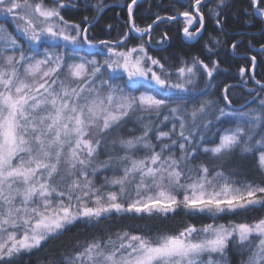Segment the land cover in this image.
Returning a JSON list of instances; mask_svg holds the SVG:
<instances>
[{"label":"snow or ice","instance_id":"1","mask_svg":"<svg viewBox=\"0 0 264 264\" xmlns=\"http://www.w3.org/2000/svg\"><path fill=\"white\" fill-rule=\"evenodd\" d=\"M135 6L138 0L126 5V26L141 42L128 47V33L117 41L91 39L89 27L65 19L64 0H0L12 25L0 23V264H17L77 224L103 231L102 222L113 217L178 215L197 223L174 231L146 223L93 236L62 252L57 264H233L230 256L264 264V214L232 219L264 213V82L251 77L260 91L247 110H226L230 85L223 87L224 107L191 103L195 95L185 94L200 91L201 76L211 81L218 62L192 57L169 65L150 54V34L157 21L179 16L184 36L194 39L205 27L203 0L143 28ZM92 7L99 13L106 5L97 0ZM227 7L217 0L209 9L221 30ZM244 11L264 21V0H247ZM166 41L165 34L157 42L161 52ZM84 45L102 46L96 54L103 61L80 55ZM259 47L264 54V43ZM250 63L254 69L256 55ZM221 117L234 126L212 132ZM162 124L171 126L165 131ZM201 155L213 158L211 167ZM249 159L258 180L233 166Z\"/></svg>","mask_w":264,"mask_h":264},{"label":"trees","instance_id":"2","mask_svg":"<svg viewBox=\"0 0 264 264\" xmlns=\"http://www.w3.org/2000/svg\"><path fill=\"white\" fill-rule=\"evenodd\" d=\"M68 3L62 10L65 19L82 24V27H89V37L95 40H120L125 33H128L129 39L127 46H134L141 42L140 37L134 31L128 32L126 26L127 20V3L130 0H103L106 7L102 12L97 13L92 5L97 0H64ZM190 0H140L138 6L134 7V20L140 27H146L153 23L156 16L167 17L176 15L177 11H184ZM217 0L206 1L201 11L205 14V27L195 39L187 40L182 35L184 22L182 17L176 21L167 19L156 22L151 31V44L149 45L150 54L167 57L169 65H180L181 61H189L192 57H199L206 63L215 60L219 64V69L214 73V78L205 83H200L199 88H203L201 93L202 100H216L221 106L224 105L222 100L224 85H230V98L233 104L230 108H238L241 105L252 104V98L256 92L260 91V86L255 83L251 77L264 82V54L261 53L260 43H264V21L259 18L249 17L245 14L244 8L247 6V0H227L228 7L223 9V30L215 23L216 17L210 12V8H215ZM88 16L89 21L84 22L83 17ZM95 16V19L92 17ZM246 21H249L246 23ZM111 25V27H109ZM166 34L167 41L164 50L160 51L158 41ZM220 41L219 45H213V40ZM149 36L145 35L143 41L147 42ZM252 41L249 45L248 41ZM235 42L238 48L233 51L231 44ZM207 45V47H206ZM100 47V46H98ZM208 48H212L211 52ZM252 55H256L257 63L253 69L250 63ZM245 67L247 72L244 76L239 74V69ZM203 82V81H202ZM214 87H206L207 84ZM202 84V85H201ZM204 84V85H203ZM205 87V88H204ZM249 89H255L250 93ZM199 97H195L191 103H199ZM246 105V106H247ZM200 158L206 161L211 167L213 158L201 155ZM235 167L243 169L241 175H249L252 179H260L259 175L252 169V161L237 160L233 163ZM264 213L257 212L253 215L242 213L239 216L232 217L237 222L244 221L246 218L252 220ZM185 222L197 223L193 217L176 216L169 217L166 220L153 219H135L130 217L116 218L105 220L102 227L92 228L83 224H77L67 233L58 239L50 241L45 247L25 255L22 261L17 264H57L61 259V253L71 254L74 245L84 243L93 236L106 237L121 229L135 231L143 227L146 223L158 225L168 230H176ZM204 223H210L209 220H203ZM226 222L225 220L219 221ZM233 264H239V259L230 256Z\"/></svg>","mask_w":264,"mask_h":264},{"label":"rangeland","instance_id":"3","mask_svg":"<svg viewBox=\"0 0 264 264\" xmlns=\"http://www.w3.org/2000/svg\"><path fill=\"white\" fill-rule=\"evenodd\" d=\"M65 2V4L66 5H68V3L66 2V1H64ZM11 17H8V18H5L4 17V15L2 14V13H0V23H4L5 24V26L6 27H8V28H12V25H11ZM17 35H19L18 33H17ZM186 39H188L187 37H185ZM129 47H131V46H129ZM101 48H102V46H100V47H97V48H89L88 47V45H84L83 46V49H82V51L80 52V55H86L87 57H88V59H92L93 58V56H94V58L95 59H97L98 61H103V59H104V55L103 54H96V53H100V51H101ZM187 62H191V60H189V61H187ZM125 79H126V77H125ZM207 80V78L206 77H204V76H201V78H200V80L198 81V83H197V88L200 90L198 93H196V94H185V95H195V97H199L198 99H199V101H202V99H203V97L201 96V93H203V91H204V89L202 88H199V85H200V83H205V81ZM203 81V82H202ZM118 83H122V81H118ZM202 85V84H201ZM204 85V84H203ZM205 88V87H204ZM145 89H140V91H144ZM134 94H136V95H138L139 94V92H136V93H134ZM213 101H216V100H213ZM216 103H217V105L219 106V107H224V105L223 106H221L217 101H216ZM189 107H191V104L189 105ZM249 107H256V104H254V103H252V104H249V105H247V106H244L243 108H240V109H234V108H229V109H226L227 111H241V110H247V108H249ZM160 120H163V116H161L160 117ZM232 120V118L231 117H221V121H219V122H214V124H215V127H213L212 128V132H215L216 131V129L217 128H220V127H229V126H234V124L233 125H230V121ZM170 124L168 125V127H164V125L162 124L161 125V127L163 128V130H165V131H167L169 128H170ZM129 128H131L132 127V125H129L128 126ZM135 134L136 135H139V131L137 130L136 132H135ZM155 142V141H154ZM157 150H159V149H157ZM177 152H178V149H177ZM201 159V158H200ZM202 160V159H201ZM233 166L235 167V165L233 164ZM104 174H107V175H111V173L109 172V173H102V174H99V177H98V181H97V183H102L103 182V175Z\"/></svg>","mask_w":264,"mask_h":264},{"label":"flooded vegetation","instance_id":"4","mask_svg":"<svg viewBox=\"0 0 264 264\" xmlns=\"http://www.w3.org/2000/svg\"><path fill=\"white\" fill-rule=\"evenodd\" d=\"M139 1H140V0H138V2H139ZM204 3H205V2L203 1V4H204ZM177 18H180V17L178 16ZM182 19H183V22H184V18H183V17H182ZM157 22H158V21H157ZM190 30H192V29H190ZM134 32H135V31H134ZM135 33H136V32H135ZM136 34H138V33H136ZM138 35H139V34H138ZM182 35H183V37L185 38V36H184V34H183V31H182ZM197 36H199V34H198ZM197 36H196V37H197ZM196 37H195V38H196ZM195 38H194V39H195ZM185 39H186V38H185ZM187 40H190V39H187ZM191 40H192V39H191Z\"/></svg>","mask_w":264,"mask_h":264},{"label":"water","instance_id":"5","mask_svg":"<svg viewBox=\"0 0 264 264\" xmlns=\"http://www.w3.org/2000/svg\"><path fill=\"white\" fill-rule=\"evenodd\" d=\"M203 1L206 2V1H211V0H203ZM248 102L246 104H244V105L239 106L238 108H243L244 106H246L248 104Z\"/></svg>","mask_w":264,"mask_h":264}]
</instances>
